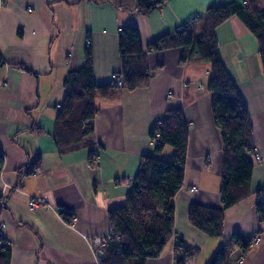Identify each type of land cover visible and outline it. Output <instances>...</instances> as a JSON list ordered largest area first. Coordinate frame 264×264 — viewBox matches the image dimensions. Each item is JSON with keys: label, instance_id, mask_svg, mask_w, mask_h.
Returning a JSON list of instances; mask_svg holds the SVG:
<instances>
[{"label": "crops", "instance_id": "1", "mask_svg": "<svg viewBox=\"0 0 264 264\" xmlns=\"http://www.w3.org/2000/svg\"><path fill=\"white\" fill-rule=\"evenodd\" d=\"M243 1L164 0L140 15L136 0H0V245L10 248L9 264H96L85 237L108 230L107 209L124 204L142 156L154 154L150 130L170 109H180L188 124L184 174L173 200L172 233L145 264H175L178 238L198 249L187 258L191 264H207L222 244L230 246L224 264H234L241 248L232 237L256 231L260 243L242 264H264V222L254 211V194L223 211L220 237L188 222L192 203L221 207L222 144L210 110L209 65L180 63L181 48L146 51V45L180 27L197 32L191 22L207 8ZM125 25L138 30L150 72L146 84L96 97L94 144L58 153L52 131L67 73L81 68L90 47L94 83L109 84L121 70L118 31ZM215 35L252 127L249 190H264V80L257 41L234 16L219 24ZM161 153L169 158L172 149ZM37 156L38 168L23 175ZM34 197H46L49 206L31 209Z\"/></svg>", "mask_w": 264, "mask_h": 264}, {"label": "trees", "instance_id": "2", "mask_svg": "<svg viewBox=\"0 0 264 264\" xmlns=\"http://www.w3.org/2000/svg\"><path fill=\"white\" fill-rule=\"evenodd\" d=\"M211 6L202 16L194 17L189 25L163 34L146 45V51L181 48L180 63H207L210 110L213 124L222 144V172L220 177L221 207L213 208L192 203L187 212L188 222L209 237H220L223 229V211L254 194V211L264 222V190L250 192L249 183L253 163L248 155L251 149L252 127L246 107L236 85L220 57L215 28L234 16L255 37L260 68L264 80V0H244ZM164 0H136V13L148 15ZM118 49L121 70L117 73L121 86L114 82L96 85L93 80V61L90 47L83 53V64L69 71L63 81L64 95L57 110L52 139L58 153L90 147L93 140V120L97 113L96 97H106L113 88L133 90L145 85L150 72L144 63V52L136 27L125 25L118 31ZM4 63L0 57V66ZM154 154L141 158L134 183L126 194L124 204L107 209L109 227L119 240H109L102 264H145L156 257L166 245L174 225V196L182 184L188 124L180 109H170L150 130ZM157 135V137H156ZM157 141L158 144L155 142ZM170 147L169 158L159 157L164 147ZM35 157L25 166L23 175L32 174L39 166ZM3 156L0 153V168ZM20 172V171H19ZM262 197V200L259 198ZM4 203L0 199V211ZM233 243L245 247L247 240L232 237ZM2 237L0 236V242ZM229 244H222L207 264H224ZM198 249L181 238L174 247L175 264L194 256ZM10 248L0 245V264H9Z\"/></svg>", "mask_w": 264, "mask_h": 264}, {"label": "built area", "instance_id": "3", "mask_svg": "<svg viewBox=\"0 0 264 264\" xmlns=\"http://www.w3.org/2000/svg\"><path fill=\"white\" fill-rule=\"evenodd\" d=\"M242 4H245V1H243ZM87 44L89 45V42ZM111 81L114 82V84L117 85V86H121L122 85V81L120 79V76L117 73H114V74L111 75ZM168 94H170V92ZM56 108H57V110L61 109V104H57ZM156 137H157V135H156ZM155 142L158 144L157 141H155ZM255 159L259 160L260 157L256 155ZM195 189H196V186H191L189 188L190 191H194ZM262 199H263L262 197L259 198V200H262ZM41 204H44V205L47 204L46 197H34V198H31L29 200V207L31 209L35 208V207H37V206H39ZM2 226L3 225L0 223V236L2 235V233H1ZM112 239L119 240V236H116L113 233V231H112V229L110 227L103 234L94 235V236H90V237H87V236L85 237V240L88 243V245H89V247H90V249H91V251H92V253L94 255L96 264H102L103 255L105 253V247H106L107 243L109 242V240H112ZM245 239L247 240L246 246L245 247H240L241 248L240 249L241 252L238 255V257L236 258L234 264H242L246 260V255L249 252V250L253 246H255V245L260 243L261 234L259 232H257V231L256 232H252ZM184 264H191L190 259H186L184 261Z\"/></svg>", "mask_w": 264, "mask_h": 264}, {"label": "rangeland", "instance_id": "4", "mask_svg": "<svg viewBox=\"0 0 264 264\" xmlns=\"http://www.w3.org/2000/svg\"><path fill=\"white\" fill-rule=\"evenodd\" d=\"M164 148L167 149V148H170V147L166 146V147H164ZM161 152H162V151H161ZM161 155H162V153L159 154V157H162V158H164V159H167V158H165L164 156H161Z\"/></svg>", "mask_w": 264, "mask_h": 264}]
</instances>
